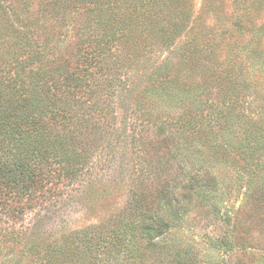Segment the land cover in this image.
I'll return each instance as SVG.
<instances>
[{
  "label": "trees",
  "instance_id": "trees-1",
  "mask_svg": "<svg viewBox=\"0 0 264 264\" xmlns=\"http://www.w3.org/2000/svg\"><path fill=\"white\" fill-rule=\"evenodd\" d=\"M192 11V0H0V246L110 166L125 203L64 230L37 264L118 263L142 242L152 252L166 209L193 198L220 213L238 190L264 214V19L232 44L177 46Z\"/></svg>",
  "mask_w": 264,
  "mask_h": 264
},
{
  "label": "rangeland",
  "instance_id": "rangeland-1",
  "mask_svg": "<svg viewBox=\"0 0 264 264\" xmlns=\"http://www.w3.org/2000/svg\"><path fill=\"white\" fill-rule=\"evenodd\" d=\"M192 1L193 17L177 46H185L195 35L199 46L232 44L237 30L241 34L244 26L249 28L264 19V0ZM112 175L113 167H106L97 188L81 192V188L72 187V196L65 201L32 218L29 215L26 223L32 224V231L0 246V264H37L50 242L64 230L97 224L114 214L125 203L128 187L108 186ZM244 200L237 190L225 195L220 213L197 198L183 201L175 215L166 209L164 218L169 226L158 237L157 248L151 252L139 241L141 246L134 247L139 250L112 264H264V214ZM258 213L262 220L255 217ZM226 214L231 218L229 224L223 220ZM46 232H51L49 238Z\"/></svg>",
  "mask_w": 264,
  "mask_h": 264
}]
</instances>
